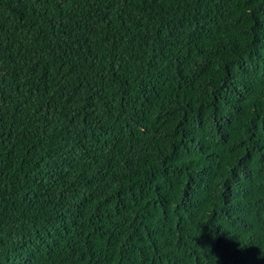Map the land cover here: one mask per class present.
<instances>
[{"label":"trees","instance_id":"1","mask_svg":"<svg viewBox=\"0 0 264 264\" xmlns=\"http://www.w3.org/2000/svg\"><path fill=\"white\" fill-rule=\"evenodd\" d=\"M0 264H264V0H0Z\"/></svg>","mask_w":264,"mask_h":264}]
</instances>
